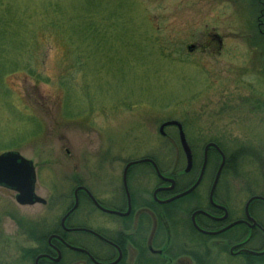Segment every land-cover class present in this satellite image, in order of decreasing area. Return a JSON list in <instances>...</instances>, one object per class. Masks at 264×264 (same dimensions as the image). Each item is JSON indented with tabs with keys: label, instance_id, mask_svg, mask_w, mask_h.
I'll return each mask as SVG.
<instances>
[{
	"label": "rangeland",
	"instance_id": "rangeland-1",
	"mask_svg": "<svg viewBox=\"0 0 264 264\" xmlns=\"http://www.w3.org/2000/svg\"><path fill=\"white\" fill-rule=\"evenodd\" d=\"M82 1L0 0V155L33 163L45 202L22 207L0 189V264H28L32 235L56 232L78 183L103 186L110 168L121 175L126 162L146 158L165 175L183 174L176 130L159 133L167 122L180 124L195 171L209 144L225 150L217 195L233 218L264 198L261 8L250 0H92L97 33L85 43ZM251 211L264 230V203ZM256 238L250 248L264 254V236ZM216 242L193 251L194 264H224Z\"/></svg>",
	"mask_w": 264,
	"mask_h": 264
},
{
	"label": "flooded vegetation",
	"instance_id": "flooded-vegetation-1",
	"mask_svg": "<svg viewBox=\"0 0 264 264\" xmlns=\"http://www.w3.org/2000/svg\"><path fill=\"white\" fill-rule=\"evenodd\" d=\"M250 1L261 8L256 28L262 30L264 0ZM174 129L178 135V129ZM204 152L205 148L197 171L193 159L190 172L179 174L174 168L165 175L152 159L146 158L126 162L121 175L110 168V177L103 178L107 182L103 186L87 189L78 183L72 192V204L56 232L47 235L45 245L35 243L33 264H194L200 251L207 249L205 243L213 240H217V255L224 264L223 255L229 258L227 264H254V260L264 258V254H250L259 252L250 248L257 240L256 232L264 236L263 228L251 215L255 202L247 208L249 199L242 217L233 218L235 208L230 210L217 195L226 159L211 194L222 162L218 151L215 150V161L209 164L207 154L206 168L196 188L179 197L198 182ZM142 160L151 162L134 164L125 174L128 164ZM142 166L149 168L150 173L145 169L142 175L137 173ZM205 184V192L198 194ZM24 260L31 264L29 259Z\"/></svg>",
	"mask_w": 264,
	"mask_h": 264
},
{
	"label": "water",
	"instance_id": "water-1",
	"mask_svg": "<svg viewBox=\"0 0 264 264\" xmlns=\"http://www.w3.org/2000/svg\"><path fill=\"white\" fill-rule=\"evenodd\" d=\"M170 127H175L179 131V141H180V145H181V148L183 150V153H184L185 159H186L185 173H188L192 169V155H191V151H190V149L186 143L185 136H184V133L182 131L180 124H178L177 122H167L160 127L159 133L161 135H163V130L165 128H170ZM209 148H213V149L219 151L218 148L213 144H209L205 148L202 172H201V176H200L198 182L196 183V185L194 187H192L190 190H188L186 193L182 194L179 197H182V196H185V195L191 193L196 188V186L199 184V182L202 178L203 172L205 170L206 161H207V151ZM221 156H222V163L219 167V171L217 173V177H216L215 183L213 185L211 194H213V192H214V189H215L216 184H217L218 179H219V175H220L221 170L224 166V157L222 154H221ZM147 162H150V161H140V162L135 163V164H144ZM132 165H134V164L131 163L125 168V174H126L128 168H130ZM154 168L156 169L155 165H154ZM156 171H157V169H156ZM157 173H158V171H157ZM0 188H3L5 190H8V191L15 193V202L19 206L25 207V206H33L35 204L45 205V202L42 199H40L39 197H37L35 194L36 174H35V168L33 166V163L25 160L18 153L8 152V153H4V154L0 155ZM254 201H261L264 203L263 198L254 197V198L250 199L249 202L247 203V208ZM74 209H75V207L73 208V210ZM247 217H248V213H247ZM248 219L252 222L253 227H255L256 226L255 222L253 220H251V218H249V217H248ZM250 254L255 255V256L263 255V253L260 255H257L255 253L254 254L250 253Z\"/></svg>",
	"mask_w": 264,
	"mask_h": 264
},
{
	"label": "trees",
	"instance_id": "trees-1",
	"mask_svg": "<svg viewBox=\"0 0 264 264\" xmlns=\"http://www.w3.org/2000/svg\"><path fill=\"white\" fill-rule=\"evenodd\" d=\"M50 5H48V9H51L53 11H59L58 9L60 8L57 4H52V2H49ZM81 10H83V14L81 15V19L79 21L80 23V26H83L82 30H79V39L83 40L85 43L88 42L89 40H91L92 38V33L95 34L97 33L96 30H93V24L91 22V10L93 9V3H92V0H83L82 1V6L79 7ZM90 19V21H89ZM49 25H50V28H53L55 27L51 22H49ZM90 27H92V30L90 29ZM95 29V27H94ZM217 146L222 149L223 151H225L221 145L217 144ZM216 155L215 151L214 150H210L209 151V154H208V164L211 163V156L212 155ZM228 161L229 159L227 158L226 159V167L224 170H227V167L229 166L228 165ZM231 166V165H230ZM48 233V232H47ZM47 233H39V234H33L32 235V239L34 241V243H36L37 245L41 246L44 242V245H45V239L47 237ZM35 256V252L34 250H28V251H25L24 252V259H26L28 261H32L33 258Z\"/></svg>",
	"mask_w": 264,
	"mask_h": 264
}]
</instances>
